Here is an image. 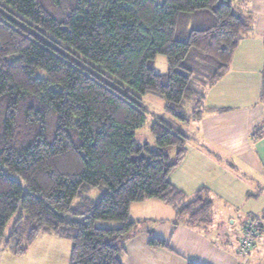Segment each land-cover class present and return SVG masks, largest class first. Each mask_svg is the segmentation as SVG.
<instances>
[{"label": "trees", "instance_id": "obj_1", "mask_svg": "<svg viewBox=\"0 0 264 264\" xmlns=\"http://www.w3.org/2000/svg\"><path fill=\"white\" fill-rule=\"evenodd\" d=\"M244 4L0 0L4 248L23 256L48 232L71 242L69 264H123V242L136 226L129 207L149 199L175 207L177 222L210 224L212 203L201 197L204 190L179 207L185 195L169 180L189 140L174 120L196 118L183 109L190 102L198 108L203 87L229 69L250 27ZM184 22L195 28L179 40ZM157 56L166 59L164 75L155 72ZM146 94L161 97L169 116L150 124L154 147L136 138L149 114ZM94 189L103 192L93 200L87 195ZM251 221L255 246L264 217ZM149 245L166 247L154 238Z\"/></svg>", "mask_w": 264, "mask_h": 264}, {"label": "crops", "instance_id": "obj_2", "mask_svg": "<svg viewBox=\"0 0 264 264\" xmlns=\"http://www.w3.org/2000/svg\"><path fill=\"white\" fill-rule=\"evenodd\" d=\"M240 9L251 16L250 27L229 69L203 87L200 106L185 114L196 118H172L189 140L169 180L185 195L181 204L204 190L212 203L211 222L205 228L177 222L176 208L155 199L131 204L129 219L136 226L123 242V264H264V234L252 250L238 251L245 223L264 217V0H245ZM154 67L164 75L165 57L157 56ZM239 212L246 222L237 233L231 227ZM150 238L166 247L149 245ZM13 258L0 242V264Z\"/></svg>", "mask_w": 264, "mask_h": 264}, {"label": "rangeland", "instance_id": "obj_3", "mask_svg": "<svg viewBox=\"0 0 264 264\" xmlns=\"http://www.w3.org/2000/svg\"><path fill=\"white\" fill-rule=\"evenodd\" d=\"M198 24H195L197 26ZM193 26V27H192ZM199 26V25H198ZM194 25L190 22H184L179 25L178 28V39L184 40L187 38L188 33L192 30ZM144 98V102L149 107L151 114H148L146 123L137 130L136 138L141 143H147L151 147H154V137L150 133V124L153 120L152 113L156 115L166 116L164 106L165 102L161 97L154 96L151 94H146ZM264 102V99H263ZM198 109L194 103L189 104L185 109H183V114H186L190 111V108ZM172 157V155H171ZM103 192V189H94L87 196L91 199H97ZM204 200L206 196L202 194L201 196ZM76 202V201H75ZM185 202V201H184ZM186 203L179 205V207L184 206ZM242 213L239 212L237 216L239 218L235 219L234 225L231 227V231L235 230V232L239 233L242 223L246 219L241 216ZM245 219V220H244ZM225 221V219H222ZM244 220V221H243ZM13 220L11 219L4 231V237L10 231L12 226ZM184 223V222H182ZM202 228V227H200ZM2 241V240H1ZM234 241V240H233ZM72 244L68 240L60 239L48 232H42L39 237L35 240V242L28 248L27 252L20 257L14 256L13 260L11 261H1V264H69V258L71 253Z\"/></svg>", "mask_w": 264, "mask_h": 264}, {"label": "built area", "instance_id": "obj_4", "mask_svg": "<svg viewBox=\"0 0 264 264\" xmlns=\"http://www.w3.org/2000/svg\"><path fill=\"white\" fill-rule=\"evenodd\" d=\"M246 224H247V233L244 234V236L240 241V245L238 246V251L240 254H245L251 249H253L252 247L254 246V242H255L254 226L256 223L251 221V222H247Z\"/></svg>", "mask_w": 264, "mask_h": 264}]
</instances>
